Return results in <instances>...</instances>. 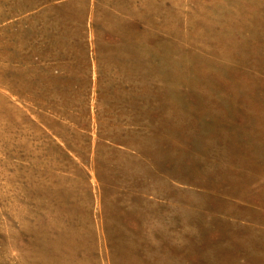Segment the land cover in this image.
Segmentation results:
<instances>
[{"label":"rangeland","instance_id":"374dc122","mask_svg":"<svg viewBox=\"0 0 264 264\" xmlns=\"http://www.w3.org/2000/svg\"><path fill=\"white\" fill-rule=\"evenodd\" d=\"M0 264H264V0H0Z\"/></svg>","mask_w":264,"mask_h":264}]
</instances>
